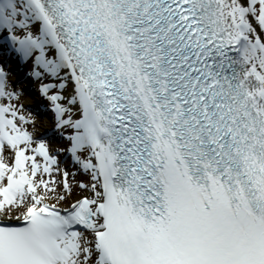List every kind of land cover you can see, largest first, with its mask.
Listing matches in <instances>:
<instances>
[{
  "label": "snow or ice",
  "instance_id": "6c2138e0",
  "mask_svg": "<svg viewBox=\"0 0 264 264\" xmlns=\"http://www.w3.org/2000/svg\"><path fill=\"white\" fill-rule=\"evenodd\" d=\"M0 264H264V0H0Z\"/></svg>",
  "mask_w": 264,
  "mask_h": 264
}]
</instances>
